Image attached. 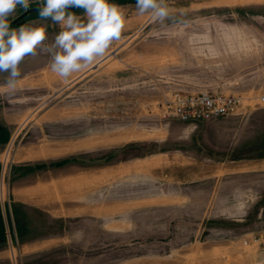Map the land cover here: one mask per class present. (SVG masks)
I'll return each mask as SVG.
<instances>
[{
  "label": "rangeland",
  "instance_id": "1",
  "mask_svg": "<svg viewBox=\"0 0 264 264\" xmlns=\"http://www.w3.org/2000/svg\"><path fill=\"white\" fill-rule=\"evenodd\" d=\"M110 3L136 11V0ZM166 4L164 21L141 15L67 78L44 68L11 87L0 80V137L10 133L0 145V200L8 212L21 177L35 183L29 200L44 216L21 215L44 236L38 246L0 232V264H264V171L220 163L215 148L228 142L219 131L264 123V113L248 125L238 117L264 109V0ZM40 6L30 0L36 9L23 25L56 36L60 26ZM25 11L17 6L8 20ZM70 11L86 21L83 9ZM205 90L242 104L209 120L164 113L171 93Z\"/></svg>",
  "mask_w": 264,
  "mask_h": 264
},
{
  "label": "clouds",
  "instance_id": "2",
  "mask_svg": "<svg viewBox=\"0 0 264 264\" xmlns=\"http://www.w3.org/2000/svg\"><path fill=\"white\" fill-rule=\"evenodd\" d=\"M17 6L28 10L30 0H0V73L8 74L10 87L21 75L18 68L25 56L35 54L47 39L42 25L10 26L8 17ZM135 7L140 15L150 13L161 22L169 16L166 0H136ZM71 8L83 9L86 21ZM39 12L42 19H50L61 28L52 46L41 50L51 54L52 72L64 78L102 57L111 43L121 38L125 26L124 9L110 0H44ZM53 48L58 51L53 52Z\"/></svg>",
  "mask_w": 264,
  "mask_h": 264
},
{
  "label": "crops",
  "instance_id": "3",
  "mask_svg": "<svg viewBox=\"0 0 264 264\" xmlns=\"http://www.w3.org/2000/svg\"><path fill=\"white\" fill-rule=\"evenodd\" d=\"M208 1V0H207ZM230 2V1H229ZM130 5V4H128ZM125 16V15H124ZM141 15L137 12L125 16L124 29L122 32L133 29L137 23L140 21ZM23 23L18 24L16 28L19 29ZM44 42V45L36 49L35 54H30L25 56L24 60L19 65L18 70L21 75L26 74L30 70H51L50 68L44 67V55L45 51L41 48L44 46H49L53 44L55 36H48ZM8 79L7 73H0V80ZM257 108V107H254ZM246 109L241 112L239 118L244 119L245 123L248 125L250 121H259L263 117L264 109ZM262 129H233L229 128L228 131H219V134L226 136L228 134V142L220 141L216 143V149H218V155L220 163H240L247 166H251L256 171H264V123L261 125ZM3 130H0V132ZM222 136L221 138H225ZM10 137L8 129H5V134L0 137V145L5 143ZM218 145V146H217ZM24 171L23 167H14L13 173L20 174ZM20 184L18 189L20 190V195L18 199L12 200V206H9V211H6L4 202L0 200V232L3 233L4 237H7V231H12V235L15 239L19 238L20 243L25 246H38L44 241V236H39L38 229L30 224L22 222V213L27 214L33 218H38L40 216L43 221L44 216L42 213L39 215V209L37 205L30 201L29 199L35 197L33 190H35L33 182L21 179L19 177ZM2 191L0 190V194ZM28 225V226H27ZM37 225V224H33ZM26 230H29L26 232Z\"/></svg>",
  "mask_w": 264,
  "mask_h": 264
},
{
  "label": "built area",
  "instance_id": "4",
  "mask_svg": "<svg viewBox=\"0 0 264 264\" xmlns=\"http://www.w3.org/2000/svg\"><path fill=\"white\" fill-rule=\"evenodd\" d=\"M258 99L260 103L264 104V91ZM241 104L242 97L240 95L207 90L195 93L173 92L162 103V109L164 113L180 120L197 121L235 113Z\"/></svg>",
  "mask_w": 264,
  "mask_h": 264
},
{
  "label": "water",
  "instance_id": "5",
  "mask_svg": "<svg viewBox=\"0 0 264 264\" xmlns=\"http://www.w3.org/2000/svg\"><path fill=\"white\" fill-rule=\"evenodd\" d=\"M42 7H43V6H40V7H38V8H42ZM34 9H36V7H33V8H31V9L26 10L25 12H23L22 14H20L18 17H16L15 19H13L12 22H18L19 24H21V23H22L21 18H22L25 14H27L29 11L34 10Z\"/></svg>",
  "mask_w": 264,
  "mask_h": 264
},
{
  "label": "trees",
  "instance_id": "6",
  "mask_svg": "<svg viewBox=\"0 0 264 264\" xmlns=\"http://www.w3.org/2000/svg\"><path fill=\"white\" fill-rule=\"evenodd\" d=\"M9 22H10V26H15L19 24L18 22H12V21H9Z\"/></svg>",
  "mask_w": 264,
  "mask_h": 264
}]
</instances>
